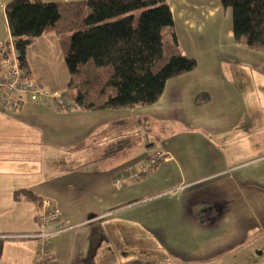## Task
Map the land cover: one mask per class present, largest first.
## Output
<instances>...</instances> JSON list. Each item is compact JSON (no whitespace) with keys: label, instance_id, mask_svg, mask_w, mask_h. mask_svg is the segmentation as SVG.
Listing matches in <instances>:
<instances>
[{"label":"crops","instance_id":"crops-1","mask_svg":"<svg viewBox=\"0 0 264 264\" xmlns=\"http://www.w3.org/2000/svg\"><path fill=\"white\" fill-rule=\"evenodd\" d=\"M10 1L0 0V43L12 38ZM166 1L179 46L197 67L169 79L157 103L0 108V264H34L36 257L41 205L16 199L19 190L62 211L59 226L45 227L55 233L53 264H149L153 255L163 264H218L235 252L240 259L227 264H264V53L235 44L232 10L220 0ZM50 45L64 59L52 31L35 40L27 59L31 74L54 90L38 67ZM199 93L209 103L197 106ZM155 127L180 131L153 139ZM159 151L173 161L115 187L118 172Z\"/></svg>","mask_w":264,"mask_h":264},{"label":"trees","instance_id":"trees-1","mask_svg":"<svg viewBox=\"0 0 264 264\" xmlns=\"http://www.w3.org/2000/svg\"><path fill=\"white\" fill-rule=\"evenodd\" d=\"M220 2L223 8L232 10L235 44L264 53V0ZM5 11L22 66L30 74L29 47L47 31L59 37L72 76L67 85L72 109L151 106L159 101L169 79L197 67V61L179 46L166 0H12ZM165 28L169 30L164 33ZM2 57L0 47V68ZM209 101L208 93L195 98L197 106ZM15 198L35 200L40 205L44 200L27 190L16 191ZM2 249L0 239V256Z\"/></svg>","mask_w":264,"mask_h":264},{"label":"built area","instance_id":"built-area-1","mask_svg":"<svg viewBox=\"0 0 264 264\" xmlns=\"http://www.w3.org/2000/svg\"><path fill=\"white\" fill-rule=\"evenodd\" d=\"M0 47L3 56L0 68V108L14 112L26 102L37 101L56 109L71 110L74 107L68 92L62 93L46 88L23 68L20 54L12 38L0 43ZM172 160L170 153L159 151L145 158L138 168L118 172L113 183L116 188L122 189L129 182H140L156 168ZM62 217V211L57 205H53L48 199L43 200L37 212L40 229L35 235L37 240L36 264H53L51 253L55 233L46 231L45 227L50 224L59 226Z\"/></svg>","mask_w":264,"mask_h":264},{"label":"rangeland","instance_id":"rangeland-1","mask_svg":"<svg viewBox=\"0 0 264 264\" xmlns=\"http://www.w3.org/2000/svg\"><path fill=\"white\" fill-rule=\"evenodd\" d=\"M168 29L169 28H165L164 33L167 32ZM39 63L40 64L38 67H40L41 71H44V73L46 74L44 77L48 78V82L51 83V84L50 83L49 84L53 87V89L55 88L54 90H56V91L66 93L68 90L67 85H68V82L70 81L71 75L68 71L67 65L65 63V59H63V57L61 55L60 46H58V45L57 46L56 45L48 46L44 52V55L42 57H40ZM73 78L76 81L79 80V78L77 76H75ZM167 129H160V128L155 127L156 133L153 135V139H157L159 137L158 135H161L163 137H166L167 138L166 141H168V138H172L173 136L177 135L180 131V130H178V131L175 130V128H173V127H171V128L169 127ZM193 131H194V126L190 125L188 132H193ZM207 133H209V130ZM170 135H172V136L169 137ZM154 143H156V142H154ZM165 152H167V151H165ZM36 221H37V213H36ZM36 242H37V240H36ZM36 253H37V249H36ZM36 253H35V255H36ZM236 254H238V252H235L233 254V256L228 257V258H219L218 264H225L226 260H230V261L236 260L237 259L236 256H238ZM155 257H156V255H153V256H151V259L154 260ZM238 259H240V258L238 257ZM238 259L236 260V262L238 261ZM153 260H150L151 262H149V264H163L160 262H162V260H164V259L156 257L155 260L154 261Z\"/></svg>","mask_w":264,"mask_h":264}]
</instances>
